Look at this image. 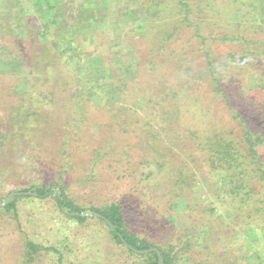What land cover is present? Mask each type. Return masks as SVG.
Wrapping results in <instances>:
<instances>
[{
	"label": "trees",
	"instance_id": "trees-1",
	"mask_svg": "<svg viewBox=\"0 0 264 264\" xmlns=\"http://www.w3.org/2000/svg\"><path fill=\"white\" fill-rule=\"evenodd\" d=\"M139 2L144 16L138 19L143 31L138 37L149 47L147 54L153 56L155 51L154 59L148 62L152 68H140L138 64L135 71V66H113L109 75L103 73L99 78L91 71L92 64H85L75 73L72 85L62 86V78L53 76L57 62L40 78L31 77L35 70L32 65L26 69L20 61L16 72L12 62L6 70H0V77L11 83L4 86L3 92L10 97L17 94L20 99L1 110L0 137L9 142L10 149L22 147L20 142L28 135L33 139L27 141V147L32 143L38 148L49 139L58 142L50 161L58 172L56 179L28 185L20 192L50 197L61 214L78 223L87 218L97 220L133 259L132 264H159L156 251L161 264H177L182 258L189 260V254L194 256V245L189 243L190 235L185 229L191 224L189 216L180 219L190 209L191 189L200 183L192 171H206L213 183L229 186L225 200L244 226L264 227V118L257 119L254 113L247 117L232 105L234 94L241 93L239 99L251 94L255 100L248 109L255 108L264 117V0ZM88 19L91 27L94 19ZM49 28L42 24L38 36H44L43 31ZM65 38L52 37L51 47L61 50V41H72V33H65ZM210 42L234 47L222 60L225 63L219 64L221 67L212 61ZM66 57L72 55L64 51L60 59ZM105 60L100 59L104 67L112 65ZM227 64L233 65L234 72L221 78L225 70L222 67ZM201 65L204 68H199ZM153 75L155 78H151ZM229 81L236 85L228 91ZM63 92L68 93L64 100L58 98ZM221 105L230 113L229 119L211 111H218ZM33 116L34 123L27 125L25 118ZM69 121L74 127L67 124ZM92 129L100 135L95 138ZM15 138L19 139L14 141ZM81 138L87 141L80 145L77 141L82 142ZM176 147L181 152L177 153ZM106 157L110 160L102 166ZM70 174L76 175L71 180L74 185L91 191L103 184L117 190L128 185L135 191L109 203L87 207L69 196L65 181ZM144 188L149 193L157 192L149 197L148 209L143 205L144 193H136ZM158 191L163 193L158 195ZM16 198L0 208L14 220ZM176 200L185 205L183 213L176 212L177 222L171 219ZM92 213L105 220L92 217ZM163 217L165 224L159 221ZM134 218L138 219L136 225L132 224ZM139 221L145 228L154 225V229L142 230L137 225ZM156 232H161L160 238L153 236ZM259 241H254L257 246ZM151 248L155 251L142 254L132 250ZM41 250L49 249L25 240L28 262ZM209 257H193L192 264H212Z\"/></svg>",
	"mask_w": 264,
	"mask_h": 264
},
{
	"label": "rangeland",
	"instance_id": "rangeland-1",
	"mask_svg": "<svg viewBox=\"0 0 264 264\" xmlns=\"http://www.w3.org/2000/svg\"><path fill=\"white\" fill-rule=\"evenodd\" d=\"M48 1V4H45L43 0H0V70H6V67L13 62L18 72V62L22 61L26 69L31 65L35 68L31 74L32 78H40L44 76L48 67H52L57 62V69L53 76L62 78V86L65 84L69 86L75 81V73L85 64H92L90 69L95 75H100L99 78L103 73L109 75L110 67L113 66L118 68L130 65L128 69L135 66V71L138 64L139 67L141 65L153 67L148 62L154 59L155 51L152 53L153 56L150 53V55L147 54L149 47L143 44L138 37L143 32L138 26V19L144 16L140 0ZM48 14L54 15L47 17ZM89 16L94 19H92L91 27H88ZM42 24H47L50 28L46 32L43 31L44 36H38L37 30L41 29ZM67 32L72 33L73 40H67L66 43L61 41L63 48L59 51L54 50L50 43L52 37L66 39L65 33ZM209 45L212 48V61L216 65L225 63L222 60L226 59V54L234 49L228 44L216 42H210ZM64 51H68L72 57L60 59ZM101 58H106L107 62L112 65L104 67L100 63ZM201 61L204 60L201 59ZM232 66L227 64L222 67L225 70L221 75L219 74L221 78L232 75L234 72ZM199 68H204V66L201 65ZM152 77L155 78L154 75ZM10 84L9 80L0 77V116L3 114L1 110L20 99L17 94L10 97L7 95L8 92H3L4 86L7 87ZM235 85L236 83L229 81L227 90L229 91ZM202 92L204 93V90ZM240 94L233 95L234 108L247 117L254 113L257 114L254 115L255 118H264L263 114L255 108L248 109L251 100L255 98L249 94L246 95V99L242 97L239 99ZM67 95L68 93L65 92L59 93L58 98L64 100L68 98ZM28 97L27 95L25 98ZM204 100L207 104L206 94ZM61 104L64 103L61 101ZM212 105L216 106L214 103ZM211 111H216L218 115L229 119L230 113L222 105L218 111L216 108ZM96 114L100 113L96 112ZM187 115L191 118L190 112ZM34 118L35 116L25 118L27 125L34 123ZM42 118L45 116L40 117ZM67 124L74 127L71 121ZM116 130H119L118 127ZM94 131L95 129H92L91 132L96 138L100 133ZM165 133L166 131L163 134ZM29 139L33 138L28 135L20 142L22 147L10 149L9 142L0 137V200L10 192H20L21 188L28 185L52 182L57 177L58 172L50 161L54 159L52 153L58 142L55 139H49L38 148L32 143L27 147ZM81 139L82 142L77 141L80 145L87 141L84 138ZM25 146L26 148H23ZM176 151L181 152V148H177ZM6 152L9 154H4ZM171 157L173 159V156ZM109 160V157H106L102 166ZM40 162H44L43 166ZM192 172L197 184L200 183L199 186L191 189L190 209L184 215L185 205L176 200L173 204L171 219L176 220V212L183 213L179 214L182 221L189 216L191 224H188L185 229L190 235L189 243L194 245L192 246L194 256L189 254V260L182 258L177 261V264H192L193 257H197L195 260H204L209 255L212 264H264V227L262 225L244 226L240 217L235 218L232 206L228 200H225L226 191L229 188L227 184L222 183L220 186L219 181L213 183L212 179L205 174L206 171ZM74 177L76 178L75 174H70L69 180L65 181L68 185L69 196L87 207L89 205L97 207L114 201L121 195L133 194L135 191L126 184L121 190L103 184L100 189L96 188L91 191L88 188L74 185L71 181ZM139 191L144 193L143 199L146 203L143 205L145 209H148L149 197L157 192L150 190L152 193H149L148 189L144 188L143 190L138 189L136 193L140 194ZM158 193L160 195L163 192L158 191ZM16 200V220L7 211H0V264L133 263V259L112 240L106 227L97 220L87 218L85 222L78 223L68 219L60 213L50 197L17 196ZM210 209H212L211 212ZM164 219L165 217L159 219L161 224L166 223ZM131 220L132 224L136 225L138 219ZM177 221L178 219L175 222ZM137 225L145 231L154 229V225L149 228L143 227L140 221ZM156 233L153 236L160 238L161 235L158 234L161 232ZM199 236H202V239H197ZM25 240H30L49 250H41L34 254L31 262H28L25 258ZM257 240H260L258 246L255 244ZM157 241L160 240L157 239ZM162 241L165 242L164 239Z\"/></svg>",
	"mask_w": 264,
	"mask_h": 264
},
{
	"label": "water",
	"instance_id": "water-1",
	"mask_svg": "<svg viewBox=\"0 0 264 264\" xmlns=\"http://www.w3.org/2000/svg\"><path fill=\"white\" fill-rule=\"evenodd\" d=\"M37 194L35 193H32V192H10L9 194L6 195V197L4 199H2L0 201V208L3 207L6 203L12 201L14 199V197L16 196H36ZM92 217H95V218H101L103 220H105V218L103 216H101L100 214H96V213H92L90 214ZM107 224L109 225L110 228L111 225L110 223L106 220ZM135 253H148L150 251H155V249L151 248V249H148V250H135V249H132ZM157 255H158V263L161 264L162 260H161V257L159 256L158 252L156 251Z\"/></svg>",
	"mask_w": 264,
	"mask_h": 264
}]
</instances>
